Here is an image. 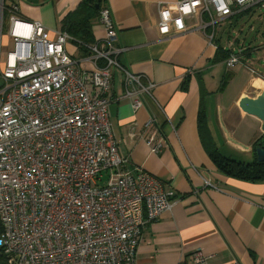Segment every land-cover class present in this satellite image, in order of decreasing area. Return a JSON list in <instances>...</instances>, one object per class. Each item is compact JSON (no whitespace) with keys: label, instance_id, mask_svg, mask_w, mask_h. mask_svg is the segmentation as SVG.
<instances>
[{"label":"built area","instance_id":"built-area-1","mask_svg":"<svg viewBox=\"0 0 264 264\" xmlns=\"http://www.w3.org/2000/svg\"><path fill=\"white\" fill-rule=\"evenodd\" d=\"M253 8L264 12V0L157 2V30L162 38L205 31ZM16 12L0 0V24L6 16L13 42L0 70V252L6 264H136L142 230L173 202L156 176L126 172L108 105L114 69L133 112L156 84L118 60L124 48L108 8L97 18L104 36L87 46L85 60L66 51V32L51 37ZM240 63L238 52L227 54V69ZM144 139L161 151L156 130ZM204 260L192 255L193 264Z\"/></svg>","mask_w":264,"mask_h":264},{"label":"crops","instance_id":"crops-1","mask_svg":"<svg viewBox=\"0 0 264 264\" xmlns=\"http://www.w3.org/2000/svg\"><path fill=\"white\" fill-rule=\"evenodd\" d=\"M81 1L5 0V4L15 6L17 17L41 24L53 37ZM177 1L104 2L116 26V45L124 48L118 60L133 74L156 84L153 97L143 95V106L133 112L131 101L123 98V73L113 70L108 117L118 153L126 160V172L156 176L173 202L170 210L142 230L136 264H193L196 252L205 256L199 264H264V182L219 172L198 131L202 112L213 142L253 159V144L264 131L260 120L242 110L240 101L256 98L264 90V71L255 70L247 61L254 56L259 57L258 64L264 61V46L240 44L229 35L223 45L217 24L234 15L216 18L215 26L205 31L162 38L157 30L156 3ZM191 23L188 19L187 24ZM92 32L95 41L104 36L97 21ZM12 45L5 16L0 24V70ZM65 48L77 60L89 56L71 41ZM230 51L241 56L238 68L231 70L225 65ZM155 130L162 144L159 153H152L144 139ZM206 179L211 180L210 185Z\"/></svg>","mask_w":264,"mask_h":264},{"label":"trees","instance_id":"trees-1","mask_svg":"<svg viewBox=\"0 0 264 264\" xmlns=\"http://www.w3.org/2000/svg\"><path fill=\"white\" fill-rule=\"evenodd\" d=\"M104 2L105 0H82L74 14L62 23V31L72 37L71 42L77 46L83 55L89 53L87 46L95 42L92 26L97 21L99 12L105 8ZM198 131L210 160L219 172L244 181L264 182V162H259L255 153L259 138L252 147L253 159L248 162H242L224 157L217 152L206 123V117L202 112H200L198 117ZM0 264H6L5 257L1 252Z\"/></svg>","mask_w":264,"mask_h":264},{"label":"rangeland","instance_id":"rangeland-1","mask_svg":"<svg viewBox=\"0 0 264 264\" xmlns=\"http://www.w3.org/2000/svg\"><path fill=\"white\" fill-rule=\"evenodd\" d=\"M216 28L218 30V35H221V42L223 45H227L225 38L229 35L232 39H238L240 44L253 45L255 48L264 46V12L259 11L257 8L238 13L226 22L220 21ZM259 49L262 50V48ZM258 58L259 57L254 56L253 59L247 61L252 64L250 65L255 70L259 72L260 70L264 71V66H262L264 65V61L260 60L258 64ZM236 68L234 67V69ZM223 72L225 71H222V74ZM215 147L217 148V152L224 157L242 162L252 160V158L250 159L246 154H238L230 150L227 151L224 144L217 145L215 143Z\"/></svg>","mask_w":264,"mask_h":264},{"label":"water","instance_id":"water-1","mask_svg":"<svg viewBox=\"0 0 264 264\" xmlns=\"http://www.w3.org/2000/svg\"><path fill=\"white\" fill-rule=\"evenodd\" d=\"M240 106L245 113L261 121V130L264 131V90L256 98L242 99ZM255 153L257 160L264 162V135L258 139Z\"/></svg>","mask_w":264,"mask_h":264}]
</instances>
